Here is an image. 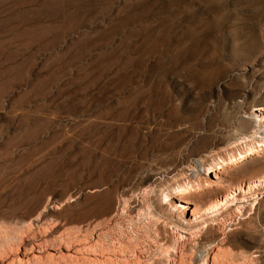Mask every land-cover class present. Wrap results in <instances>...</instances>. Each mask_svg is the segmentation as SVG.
Wrapping results in <instances>:
<instances>
[{
    "label": "rangeland",
    "instance_id": "374dc122",
    "mask_svg": "<svg viewBox=\"0 0 264 264\" xmlns=\"http://www.w3.org/2000/svg\"><path fill=\"white\" fill-rule=\"evenodd\" d=\"M256 108L264 0H0V264H264Z\"/></svg>",
    "mask_w": 264,
    "mask_h": 264
},
{
    "label": "bare ground",
    "instance_id": "6f19581e",
    "mask_svg": "<svg viewBox=\"0 0 264 264\" xmlns=\"http://www.w3.org/2000/svg\"><path fill=\"white\" fill-rule=\"evenodd\" d=\"M255 112H258L259 114L262 112V111H264V109H262V108H256L255 110H254ZM259 145V144H258ZM259 146H263V149H264V142H262V145H259ZM262 148V147H261ZM260 149V148H259ZM248 151H251V149H248ZM253 151V150H252ZM244 154V153H243ZM243 154H241L240 152L237 154V158H239V159H242V158H244V156H243ZM250 154V153H249ZM244 155H246V154H244ZM236 157V156H235ZM234 157V160H236V158ZM248 157V156H247ZM231 158H233V156L231 157ZM222 160V159H221ZM245 160V159H244ZM228 161L230 162V159H228ZM231 161H232V159H231ZM238 161V160H237ZM223 162V161H222ZM225 162V161H224ZM223 162V163H224ZM228 162V163H229ZM233 162V161H232ZM223 165V164H222ZM224 165H225V163H224ZM232 165V164H231ZM220 166V164L218 165V167ZM212 167H214V166H211V167H209V168H207L206 170H205V174H206V176H210L211 174H216V171H217V169H220V168H217V169H214V168H212ZM219 172V171H218ZM221 172V171H220ZM219 172V173H220ZM213 178H215L214 176H213ZM199 183V182H198ZM191 184V183H190ZM200 184V183H199ZM191 185H193V184H191ZM212 185V187H213V183L211 184ZM210 185V186H211ZM214 185H215V183H214ZM194 186H197V185H194ZM194 186H193V188H194ZM198 186H200V185H198ZM188 187L189 186H187V189H188ZM216 187H217V182H216ZM178 188V187H177ZM183 188H184V186H183ZM186 188V187H185ZM201 187H199V189H200ZM180 189V188H179ZM187 189H185V190H187ZM197 189V188H196ZM184 190V189H183ZM189 190V189H188ZM182 191V190H181ZM179 192H180V190H179ZM191 192H192V190H191ZM195 192H196V190H195ZM176 193V192H175ZM178 193V192H177ZM183 193H184V191H183ZM182 193V194H183ZM168 194V193H167ZM171 194V193H170ZM179 194V193H178ZM177 194V195H178ZM189 194V193H188ZM188 194H187V196H188ZM194 194V193H193ZM172 195V194H171ZM171 195H166V196H164L165 198H167L168 196L170 197ZM174 195V194H173ZM176 195V194H175ZM175 196V197H179V195L178 196ZM190 195V194H189ZM238 195V194H237ZM183 196H184V194H183ZM183 196H181V197H183ZM186 196V195H185ZM248 196V195H247ZM174 197V199H176ZM180 198V197H179ZM184 198V197H183ZM178 199V198H177ZM182 199V198H181ZM185 200H186V198H184ZM237 199L235 198V196H234V193L233 194H231V195H228L227 197H225L224 199H222V200H218V201H216L215 203H213L211 206H209L208 208H207V214H213V213H218L219 211V209L220 210H222L221 208L222 207H225V206H227L228 204H230V203H236L235 201H236ZM164 201V200H163ZM238 201V200H237ZM241 201V200H240ZM179 203H184L185 204V202L184 201H178ZM232 205V204H231ZM239 206V205H238ZM243 206V205H242ZM181 208V210H184L183 212H184V214H189L190 212L191 213H193V210H190L189 208H185V207H180ZM230 208V207H229ZM225 210H226V208H225ZM224 210V211H225ZM193 216H195L194 215V213H193Z\"/></svg>",
    "mask_w": 264,
    "mask_h": 264
}]
</instances>
